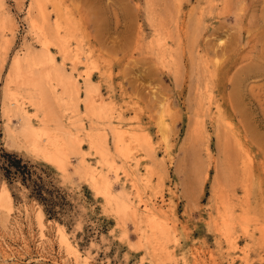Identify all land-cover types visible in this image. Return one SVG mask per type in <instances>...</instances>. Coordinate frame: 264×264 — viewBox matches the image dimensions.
<instances>
[{
	"label": "rangeland",
	"instance_id": "374dc122",
	"mask_svg": "<svg viewBox=\"0 0 264 264\" xmlns=\"http://www.w3.org/2000/svg\"><path fill=\"white\" fill-rule=\"evenodd\" d=\"M43 2L72 52L66 59L51 46L55 65L76 80L80 98L87 81L98 89L95 117L82 99L79 114L55 102L52 110L67 127L80 120L84 131L104 133L114 167L99 162L81 132L84 165L140 215L121 219L74 172L78 158L63 173L25 149L24 119H40L11 68L41 52L40 17L34 0H4L0 192L8 187L13 206L0 209V264H264V0ZM17 160L31 171L26 185L6 173ZM148 209L164 228L151 244ZM59 228L78 252L67 251Z\"/></svg>",
	"mask_w": 264,
	"mask_h": 264
},
{
	"label": "bare ground",
	"instance_id": "6f19581e",
	"mask_svg": "<svg viewBox=\"0 0 264 264\" xmlns=\"http://www.w3.org/2000/svg\"><path fill=\"white\" fill-rule=\"evenodd\" d=\"M33 6H35L38 11V16L40 17L38 18L40 22L36 21L38 23L37 24L34 20L33 26L35 28L37 27L38 30L37 33L39 42L42 45L41 52L38 54H29L30 56L26 60V65L20 60L14 61L13 67L11 68L13 69L12 72L14 76H21L19 86L21 85V87L25 88V97L36 109V116L40 119L39 126H34L32 120L27 117L24 119L25 124L22 125L21 132L25 138V149L36 157L56 166L58 170L63 173H66L69 170L71 157L74 156L78 158L79 162L74 166V172L78 175L89 177L90 183L94 186L98 195L105 197L109 205L115 206V211L121 219H124V217L130 212L135 218H137L140 215L137 207H135V209L131 204H129L128 199L125 196L119 197L116 195L113 192L112 184H110L109 180L105 176H102V174H99L97 171L96 173L95 170L91 171V168H87L84 165L85 156L82 150V141L77 135L81 132L85 134L86 140L89 142L91 149L100 156L99 162L103 165L114 167V163L109 160L110 150L104 133L94 131V127L90 130L84 131L82 129L83 123H81L80 120L74 122L73 127H67L63 123L62 117L56 112L54 113V109L52 110L51 102H55L59 106L63 108L66 107V109L71 112L79 114V100L82 99L81 101L85 103L87 112L94 116L99 113V109L95 107L94 102L96 100L95 97L98 95V89L91 82L86 80L85 97L80 98V87L76 80L71 74L67 73L63 67H57L55 65L54 57L50 56L49 53L50 47L56 46L63 57L66 59L68 57L70 58L72 52L67 44L68 40L62 36L57 25H54L57 27L52 26L43 0H34ZM8 20V16L4 11V0H0V40H4V37L6 36L9 24ZM58 87L61 89L60 93L58 91ZM7 97L8 101H10V105L8 104L9 108H15L17 112L20 111L17 97L15 95H7ZM97 100L99 101V99ZM160 127L164 128L163 125ZM117 131L116 146L117 150L121 151L120 146L123 141L124 133L123 131L119 132L120 130ZM12 206V194L8 187L4 185V188L0 192V209L10 212L12 210ZM154 210L148 209L146 213H144L145 218L143 222H146V233L150 236L152 234L154 237H157L159 233H164V228L159 220L158 212H155ZM37 213L40 219L44 218V213L41 207H39ZM58 232L61 242L65 245L67 251H73L72 253L76 252L77 250H75V248L70 244L67 234L62 230V228H59ZM154 237H146V241L151 244ZM153 241L155 242L156 238ZM157 245L159 248L163 247L161 242H158ZM3 247L7 250L9 249V247Z\"/></svg>",
	"mask_w": 264,
	"mask_h": 264
},
{
	"label": "trees",
	"instance_id": "16d2710c",
	"mask_svg": "<svg viewBox=\"0 0 264 264\" xmlns=\"http://www.w3.org/2000/svg\"><path fill=\"white\" fill-rule=\"evenodd\" d=\"M22 161L21 160H17V162H15L14 164L11 162L9 163V166H8V169H5L6 170V173L8 176H12V177H15V178H21L22 182L26 185L32 178V174H31V171L29 169V167L27 165H21ZM34 183L35 187H36V183L35 182H32ZM32 195L34 197H36L39 201L41 202H46V199L43 197V191L41 188L39 189H35V190H32ZM48 207V206H47ZM51 211L53 212L51 215H55L56 213L53 211L54 210V206H52L51 208ZM48 211V210H47Z\"/></svg>",
	"mask_w": 264,
	"mask_h": 264
}]
</instances>
